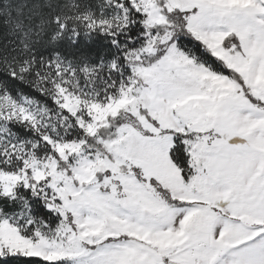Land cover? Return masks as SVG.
I'll return each mask as SVG.
<instances>
[{
    "label": "snow or ice",
    "instance_id": "1",
    "mask_svg": "<svg viewBox=\"0 0 264 264\" xmlns=\"http://www.w3.org/2000/svg\"><path fill=\"white\" fill-rule=\"evenodd\" d=\"M0 264H264V0H0Z\"/></svg>",
    "mask_w": 264,
    "mask_h": 264
}]
</instances>
